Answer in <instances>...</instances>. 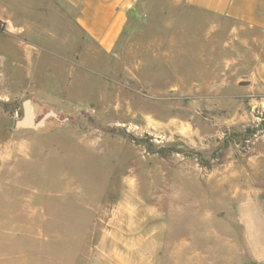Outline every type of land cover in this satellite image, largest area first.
Masks as SVG:
<instances>
[{
	"label": "rangeland",
	"instance_id": "374dc122",
	"mask_svg": "<svg viewBox=\"0 0 264 264\" xmlns=\"http://www.w3.org/2000/svg\"><path fill=\"white\" fill-rule=\"evenodd\" d=\"M9 4L49 47L19 69L0 35V264H264V98L157 92L193 75L135 66L131 34L106 56L72 25L59 67L53 11ZM174 4L153 3L157 24ZM43 70L73 80L64 99L27 82ZM26 99L57 116L17 125Z\"/></svg>",
	"mask_w": 264,
	"mask_h": 264
},
{
	"label": "crops",
	"instance_id": "0c3cea01",
	"mask_svg": "<svg viewBox=\"0 0 264 264\" xmlns=\"http://www.w3.org/2000/svg\"><path fill=\"white\" fill-rule=\"evenodd\" d=\"M33 1L25 0V3L21 0V10L29 8ZM41 1L46 5L41 9L46 13L51 9L57 21L52 46L65 49L51 57L59 67L67 63L72 25L84 35L86 45H95L106 56L123 57L126 40L131 34L135 66L180 64L193 75L188 79L191 85L165 87L157 92L164 94L174 90L180 94L192 92L191 96L196 97L264 98V0ZM158 1L175 3L180 15L174 20L173 15L163 11L161 21L164 24H157L153 3ZM0 3V11L11 24V28L4 29L0 35L19 49V57L12 53L8 58L20 69L23 65L20 61L42 57L41 50H47L49 46L42 41V36L32 43L20 38L18 34L25 33L26 27L15 20L19 15L9 0H0ZM41 33L35 31V34ZM145 34L150 35L147 41L141 37ZM15 57L19 62L14 60ZM61 73L62 70L54 74L43 70L33 80L26 79L39 88L47 84L48 89L60 91V97L64 99L74 83L69 76L61 82L58 78ZM42 74L45 78L39 80Z\"/></svg>",
	"mask_w": 264,
	"mask_h": 264
},
{
	"label": "water",
	"instance_id": "95a60500",
	"mask_svg": "<svg viewBox=\"0 0 264 264\" xmlns=\"http://www.w3.org/2000/svg\"><path fill=\"white\" fill-rule=\"evenodd\" d=\"M50 116H57V114L53 111H49L42 118L36 121L34 119V112L31 107L30 99H26L24 101V116L23 118L17 121V125L38 127L44 123L47 117H50Z\"/></svg>",
	"mask_w": 264,
	"mask_h": 264
}]
</instances>
